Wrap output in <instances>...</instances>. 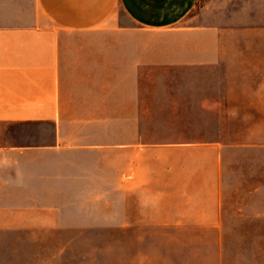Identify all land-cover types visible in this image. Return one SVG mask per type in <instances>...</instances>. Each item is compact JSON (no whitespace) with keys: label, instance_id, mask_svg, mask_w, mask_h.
Returning <instances> with one entry per match:
<instances>
[{"label":"crops","instance_id":"1","mask_svg":"<svg viewBox=\"0 0 264 264\" xmlns=\"http://www.w3.org/2000/svg\"><path fill=\"white\" fill-rule=\"evenodd\" d=\"M198 2L0 0V241H21L22 264H245L229 247L217 141L181 144L188 155L146 183L119 171L116 200L109 185L62 184L63 149L109 159L111 112L119 153L136 154L143 87L222 109L221 33L264 32V0H206L200 24L178 27Z\"/></svg>","mask_w":264,"mask_h":264},{"label":"rangeland","instance_id":"2","mask_svg":"<svg viewBox=\"0 0 264 264\" xmlns=\"http://www.w3.org/2000/svg\"><path fill=\"white\" fill-rule=\"evenodd\" d=\"M205 1L199 0L178 27L200 24L201 5ZM111 17L119 24H130L119 7ZM221 39L227 59L214 70L222 77L220 95L216 97L221 100V110L201 112L196 104H180L185 97L173 96L171 89L143 87L142 143L136 146V154L128 150L119 153L118 114L111 112L109 159L105 158V150L101 160V154L94 159L77 156L84 149L78 150V154L72 153L73 149H63L62 164L66 170L62 184L67 188L109 185L110 192L104 195L116 200L119 171H126L128 182L133 180L136 170L139 183H146L158 168L172 167L175 160L188 155L181 144L217 141L216 146L225 148L221 160V198L227 231L232 235L229 247L237 249L242 263L264 264V32H223ZM187 98L196 99L191 95ZM71 155L78 158H70ZM70 194L63 192L66 197ZM99 210L62 208V216ZM12 244L13 241H0V264H22L21 241L16 247Z\"/></svg>","mask_w":264,"mask_h":264}]
</instances>
